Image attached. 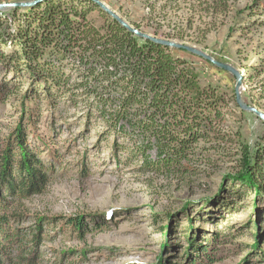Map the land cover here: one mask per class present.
Masks as SVG:
<instances>
[{
  "label": "rangeland",
  "instance_id": "1",
  "mask_svg": "<svg viewBox=\"0 0 264 264\" xmlns=\"http://www.w3.org/2000/svg\"><path fill=\"white\" fill-rule=\"evenodd\" d=\"M100 1L134 28L153 36L158 29L160 39L169 36L173 39L166 40L196 47L235 67L244 76L243 101L264 114V0H228L222 12L196 18L191 28L187 20L193 14L184 0L165 9L166 0L161 1L153 14L136 1ZM11 11L0 16L12 20ZM8 27L14 30L15 23ZM176 34L184 39L174 38ZM10 43L0 41V151L21 126L32 149L39 148L44 162L52 165L42 193L14 200L8 214L23 219L11 223L26 234L40 217H77L83 223L78 231L44 224L39 258L33 264H189L188 237L204 244L220 237L215 246L210 243L218 253L214 264H246L248 259L264 264V198H256L236 178L255 151L264 149V122L231 103L236 84L231 74L177 52L194 64L203 83L222 91L230 105L219 138L201 142L171 172L159 173L146 170L141 156L115 147L123 139L108 135L95 114L87 119L83 100L73 104L67 96L52 98L26 68L19 73L16 59L10 58L21 46ZM32 90L34 96L27 98ZM149 157L157 159L155 149ZM235 228L238 235L232 236ZM256 240L260 251L252 249ZM12 255L18 256L16 251Z\"/></svg>",
  "mask_w": 264,
  "mask_h": 264
},
{
  "label": "trees",
  "instance_id": "2",
  "mask_svg": "<svg viewBox=\"0 0 264 264\" xmlns=\"http://www.w3.org/2000/svg\"><path fill=\"white\" fill-rule=\"evenodd\" d=\"M131 1L142 3L153 14L164 0ZM176 1L166 0L162 9ZM227 3L184 0L193 14L187 20L188 28L196 18L201 21L222 12ZM10 14L12 20L0 16V41L21 46L20 53L10 58L16 59L18 72L26 68L52 98L67 96L73 104L83 100L89 110L86 118L95 114L102 120L108 135L123 139V143L115 142V147H123L121 151L132 157L141 156L146 170L169 173L201 142L220 137L230 105L223 92L203 83L194 64L178 51L130 33L93 1L44 0L34 8L15 9ZM13 23L14 30L8 27ZM136 29L144 32L139 26ZM6 34L13 40L4 38ZM157 35L158 29L154 31ZM174 38L182 40L184 36L176 34ZM34 93L28 92L27 98ZM231 103L236 105L235 94ZM27 136L18 126L0 151V264L35 263L44 224H60L74 231L83 227L77 217H40L35 229L26 234L11 223L23 219L8 214L14 200L42 193L52 168L41 158L39 148L32 149ZM154 149L157 159L151 160L149 152ZM249 161L237 181L256 198H264V149L256 150ZM55 229H51L52 235ZM236 230L230 234L238 235ZM219 238L204 244L188 237L189 264H214L218 253L210 249V243L215 246ZM258 248L256 240L252 249L260 251ZM14 251L18 256L12 255Z\"/></svg>",
  "mask_w": 264,
  "mask_h": 264
},
{
  "label": "water",
  "instance_id": "3",
  "mask_svg": "<svg viewBox=\"0 0 264 264\" xmlns=\"http://www.w3.org/2000/svg\"><path fill=\"white\" fill-rule=\"evenodd\" d=\"M42 0H39L37 2H40ZM93 1L102 11L107 13L110 17H112L115 21H117L122 27H124L127 31L130 33L136 35L137 37L143 38L147 41H151L153 43H156L158 45H162L164 47L170 48L175 51H181L186 54L198 57L199 59L204 60L205 62L213 65L215 68L222 70L228 74H231L236 81L234 92H235V103L239 107L241 111H246L249 113L254 114L256 117H258L261 121L264 122V114L260 112L258 109L251 107L247 105L241 96L244 76L232 65L223 63L220 61H217L214 59L211 55L207 54L206 52L196 48L192 47L177 41L172 40H166V39H160L158 37H155L153 35L144 33L136 28H134L132 25H130L127 21H125L118 13L113 11L110 7H108L105 3H103L100 0H91ZM37 2H31V3H1L0 4V12H5L9 10H14L17 8L26 9V8H33Z\"/></svg>",
  "mask_w": 264,
  "mask_h": 264
}]
</instances>
